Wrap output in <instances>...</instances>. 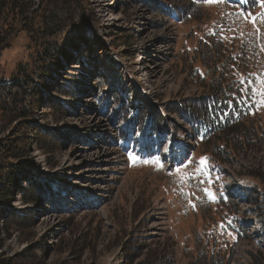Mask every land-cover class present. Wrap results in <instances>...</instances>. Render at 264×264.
Here are the masks:
<instances>
[{"label":"rangeland","instance_id":"374dc122","mask_svg":"<svg viewBox=\"0 0 264 264\" xmlns=\"http://www.w3.org/2000/svg\"><path fill=\"white\" fill-rule=\"evenodd\" d=\"M147 1L162 8L157 12L137 0H88L94 31L48 83L37 128L30 132L33 178L53 179L65 195H44L32 185L28 191L39 202L15 198L23 216L12 226L5 251L16 264H201L195 259L210 255L214 261L232 256L229 264H249L250 252L264 251L257 235L236 239L233 223L240 211H251L244 216L249 222L260 213L249 205L251 191L239 205L227 185L238 181L243 189L262 192L263 156L255 159L233 146L234 161L215 163L208 155L213 140L196 144L187 123L188 105L197 104L217 77L194 53L211 38L226 46L242 39L253 45L248 68L254 78L240 65L231 76L251 80L250 92L264 115V50L257 49L264 48V0ZM64 26L61 22L59 29ZM34 44L22 33L1 53L0 76L26 67L33 56L27 48ZM133 65L144 66V72ZM239 90L248 97L244 85ZM132 103L140 117L126 122L123 109ZM147 111L154 123L161 118L160 130L143 125ZM201 167L206 174L197 171Z\"/></svg>","mask_w":264,"mask_h":264},{"label":"trees","instance_id":"16d2710c","mask_svg":"<svg viewBox=\"0 0 264 264\" xmlns=\"http://www.w3.org/2000/svg\"><path fill=\"white\" fill-rule=\"evenodd\" d=\"M137 2L152 6L154 11L162 8L158 3L147 0ZM88 10V0H0V55L22 33L35 43L27 48L33 56L25 63L26 67L17 65L9 76H0V264H16V257L7 256L5 251L12 226L20 223L19 219L23 216V211L16 210L14 206L15 198L18 197L22 203L39 202V198L28 191L32 185L42 188L44 195H65V190H61L53 179L44 177L37 181L33 178L30 148L34 141L30 132L37 128L35 116L42 98L48 94V83L62 73L68 57L77 55L85 46L83 40L86 33L94 31L88 19ZM36 18H40V24L35 23ZM61 22L65 26L59 29ZM55 25L57 30L54 31L52 28ZM48 30L52 31L47 33ZM213 42L216 45L209 47ZM199 45H206L207 48L202 51V48L197 49ZM194 53L203 67L209 66L217 74L209 83L207 92L201 93L198 103L187 107L192 114H188L187 123L192 127L194 142L202 144L213 140L214 144H208L211 146V155H208L215 163L220 159L234 161V147L243 152L264 150V115H261L256 97L251 93L242 98L239 88L243 80L231 76V69L240 65L241 71H248L252 77L251 68H248L254 55L250 42L235 40L226 46L211 38L209 43L201 41ZM197 81L205 83L199 74ZM134 105L138 107L132 103L123 110L125 113L133 112L137 117L138 110L132 108ZM120 107L121 104H118ZM64 108L70 109L67 105ZM160 125L161 121L155 126ZM6 129H9L7 134H1ZM43 130L45 132L46 129ZM48 132L60 134L51 129ZM23 183L26 184L25 190H21ZM261 185L264 189V181ZM250 191L252 196L249 201L260 213V235L264 242V190L259 192L253 187ZM231 257L214 261L212 255L209 259L198 256L194 262L229 264ZM250 257L249 264H264V251L250 252Z\"/></svg>","mask_w":264,"mask_h":264},{"label":"snow or ice","instance_id":"6c2138e0","mask_svg":"<svg viewBox=\"0 0 264 264\" xmlns=\"http://www.w3.org/2000/svg\"><path fill=\"white\" fill-rule=\"evenodd\" d=\"M209 2H215V0H209ZM191 163H192V161H189V164H191ZM204 163H205L204 159H201L199 161L200 165H204ZM177 171H179V169ZM197 171H199V172H201L203 174H206L205 169L203 167L198 168ZM202 191L205 193L206 196L211 197V198L214 199V194L211 191H209L207 188L202 189ZM193 207H195V204H193Z\"/></svg>","mask_w":264,"mask_h":264},{"label":"bare ground","instance_id":"6f19581e","mask_svg":"<svg viewBox=\"0 0 264 264\" xmlns=\"http://www.w3.org/2000/svg\"><path fill=\"white\" fill-rule=\"evenodd\" d=\"M141 65H142V64H141ZM139 67H140V66H139ZM143 67H144V66H143ZM143 67L141 66V68H137L136 65H133V67H131V69L134 70L135 72L138 71V72L140 73V72H144V69H142ZM155 68H156V67H154V69H155ZM146 72H147V71H146ZM152 72H153V70L151 71V73H152ZM154 72H155V71H154ZM136 74H137V73H136ZM137 79L139 80V78H137Z\"/></svg>","mask_w":264,"mask_h":264}]
</instances>
